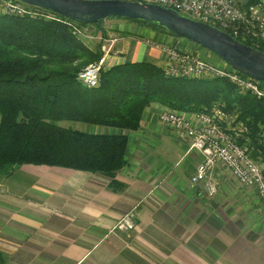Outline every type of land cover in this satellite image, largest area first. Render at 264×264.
<instances>
[{
	"label": "crops",
	"instance_id": "obj_1",
	"mask_svg": "<svg viewBox=\"0 0 264 264\" xmlns=\"http://www.w3.org/2000/svg\"><path fill=\"white\" fill-rule=\"evenodd\" d=\"M106 21L102 30L88 28L103 41L82 42L92 51L100 46L102 53L104 40L116 39L112 52L118 64L149 62L162 69L165 58L155 47L160 44L189 48L219 64L186 40ZM161 109L152 104L138 130L127 132L126 165L114 178L32 165L8 176L0 173L4 264H264L262 229L248 226L257 213L256 194L222 169L213 173L218 185L213 199L192 185L201 156L188 152L189 142L160 124ZM93 128L88 134L118 133ZM112 181L122 190H112ZM128 213L134 229L114 230Z\"/></svg>",
	"mask_w": 264,
	"mask_h": 264
},
{
	"label": "trees",
	"instance_id": "obj_2",
	"mask_svg": "<svg viewBox=\"0 0 264 264\" xmlns=\"http://www.w3.org/2000/svg\"><path fill=\"white\" fill-rule=\"evenodd\" d=\"M116 19L169 35L153 24ZM104 21L92 27L102 30ZM242 43L264 53L263 43ZM101 57L100 46L90 50L63 24L0 16V173L8 176L32 165L114 178L126 165L127 132L138 130L152 104L182 113L223 104L249 128L248 154L264 165V145L259 141L264 100L239 93L227 79L167 78L149 62L115 64L100 72L97 88H86L77 75ZM64 122L118 133L86 134ZM111 186L114 191L123 188L114 181Z\"/></svg>",
	"mask_w": 264,
	"mask_h": 264
},
{
	"label": "built area",
	"instance_id": "obj_3",
	"mask_svg": "<svg viewBox=\"0 0 264 264\" xmlns=\"http://www.w3.org/2000/svg\"><path fill=\"white\" fill-rule=\"evenodd\" d=\"M178 12L193 20L210 25L228 34L240 43L253 41L264 44V0H137ZM0 15L30 16L65 25L79 41H103L101 33L93 34L81 24L66 20L57 14L19 3L0 0ZM103 57L98 63L83 68L77 80L86 88L99 86L102 70L118 64L112 52L116 39L104 40ZM164 56L163 75L171 79H227L240 93L264 100V83L244 77L230 66H215L197 56L189 48L169 45L155 46ZM161 125L189 142L188 152H197L201 162L191 177V184L203 188L206 197L213 199L218 185L213 178L217 169L244 189H251L264 208V170L248 154L249 128L238 119V114L227 111L217 103L196 113H182L163 107L158 114ZM264 145V132L259 137ZM132 215L122 217L115 228L133 229Z\"/></svg>",
	"mask_w": 264,
	"mask_h": 264
},
{
	"label": "water",
	"instance_id": "obj_4",
	"mask_svg": "<svg viewBox=\"0 0 264 264\" xmlns=\"http://www.w3.org/2000/svg\"><path fill=\"white\" fill-rule=\"evenodd\" d=\"M66 20L93 25L109 18L153 24L175 38L192 42L220 58L239 74L264 82V53L228 34L154 4L126 0H15Z\"/></svg>",
	"mask_w": 264,
	"mask_h": 264
},
{
	"label": "rangeland",
	"instance_id": "obj_5",
	"mask_svg": "<svg viewBox=\"0 0 264 264\" xmlns=\"http://www.w3.org/2000/svg\"><path fill=\"white\" fill-rule=\"evenodd\" d=\"M106 21V20H105ZM114 21H116V22H122V23H126V24H132V23H129V22H127V21H124V20H120V19H116V18H112V19H109L108 21H106L107 23H110V22H114ZM92 30H94V28H91ZM143 38H149V37H151V36H149V35H141ZM151 39L152 40H157L156 38L154 39V37H151ZM179 39H181V38H179ZM150 40V39H149ZM182 40V39H181ZM184 40V39H183ZM151 41V40H150ZM188 42V41H187ZM191 46H194V47H197V48H199L201 51H202V53H205V54H210L211 55V57H212V59H213V61L214 62H216V63H219V64H215L216 66H218V67H220L221 65H223L224 63H223V61L220 59V58H218L217 56H215L213 53H211V52H209L208 50H205V49H203V48H201V47H199L198 45H196V44H194V43H192V42H188ZM192 52H194V51H192ZM195 53V52H194ZM195 56H197V57H199V58H201L200 57V55H198V54H196L195 53ZM202 59V58H201ZM204 60V59H203ZM206 61V60H205ZM208 62V61H207ZM61 124H63V125H65V127H67V128H70V129H73V130H77V131H80V132H83V133H86V134H88L89 132H91L92 131V129H94L93 128V126H89V125H84V124H79V123H67V122H64V123H61ZM260 166V168L261 169H263L264 170V165H259ZM255 201H256V206H255V209L253 210V211H255V212H257L256 214H252V216H250V218L251 219H249L248 220V226H251V225H253V224H257V225H259V231L262 229V231L261 232H263V234H264V208L262 207V205H261V203H259V201H258V199L257 198H255ZM261 208V209H260ZM126 215H129V213L128 214H126ZM125 215V216H126ZM133 221V220H132ZM134 224V223H133ZM115 226H116V224L114 225V230H117L118 231V229H116L115 228ZM133 229H134V226H133ZM132 229V230H133ZM255 229H258L257 227L255 228ZM120 231H123V230H120ZM131 231V230H130ZM260 232V233H261ZM263 237V236H262Z\"/></svg>",
	"mask_w": 264,
	"mask_h": 264
},
{
	"label": "bare ground",
	"instance_id": "obj_6",
	"mask_svg": "<svg viewBox=\"0 0 264 264\" xmlns=\"http://www.w3.org/2000/svg\"><path fill=\"white\" fill-rule=\"evenodd\" d=\"M126 1H137V0H126ZM20 3V2H19ZM23 4V3H22ZM26 5V4H25ZM29 6V5H28ZM0 16H7V17H29V18H31L32 19V17H30V16H10V15H0ZM34 19V18H33ZM82 26H84V27H86V28H90L91 26H93V25H82ZM115 45V44H114ZM113 45V46H114ZM113 46H112V48H113ZM102 57H103V52H102ZM102 57L100 58V60L102 59ZM99 60V61H100ZM98 61V62H99ZM98 62H96V63H98ZM224 63V62H223ZM92 64H94V63H92ZM212 64V63H211ZM225 64V63H224ZM223 64V65H224ZM213 65H215V64H213ZM227 65V64H226ZM216 66V65H215ZM260 82V81H259ZM264 83V82H263ZM238 91V90H237ZM239 92V91H238ZM240 93V92H239ZM241 94H243V93H241Z\"/></svg>",
	"mask_w": 264,
	"mask_h": 264
}]
</instances>
